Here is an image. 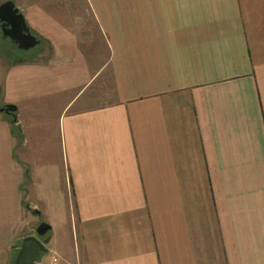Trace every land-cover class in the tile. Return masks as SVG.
Returning a JSON list of instances; mask_svg holds the SVG:
<instances>
[{"label": "crops", "instance_id": "obj_1", "mask_svg": "<svg viewBox=\"0 0 264 264\" xmlns=\"http://www.w3.org/2000/svg\"><path fill=\"white\" fill-rule=\"evenodd\" d=\"M82 2H14L48 45L0 67V264L40 221L35 264H264V0Z\"/></svg>", "mask_w": 264, "mask_h": 264}, {"label": "water", "instance_id": "obj_2", "mask_svg": "<svg viewBox=\"0 0 264 264\" xmlns=\"http://www.w3.org/2000/svg\"><path fill=\"white\" fill-rule=\"evenodd\" d=\"M0 24L2 37L9 39L19 50L28 51L40 43V40L31 34L24 16L11 0L0 4ZM15 110L14 106L6 105L0 109V112L12 115ZM31 212L34 215H39V211L36 209H31ZM50 231L49 224L39 223L35 229V236H26L21 240L13 264H35L40 254L46 251L45 246L50 241V235L47 234Z\"/></svg>", "mask_w": 264, "mask_h": 264}, {"label": "rangeland", "instance_id": "obj_3", "mask_svg": "<svg viewBox=\"0 0 264 264\" xmlns=\"http://www.w3.org/2000/svg\"><path fill=\"white\" fill-rule=\"evenodd\" d=\"M6 0H0V4L2 2H4ZM14 1L16 3L17 6H19L20 8H22V10H25L28 8V6L30 5H34V4H40V6L42 7H51L53 4V7L58 9V8H68V7H72L74 9L76 8H82V11L84 12V18L81 17L82 19L80 20L81 25L83 24V33H86V31L90 30L93 32L94 31V23L91 20V17L88 15L87 12H85V6L82 2V0H11ZM88 24H90V27L88 28ZM86 29V30H85ZM16 45L11 43L9 39L7 38H3L2 34L0 32V67L3 69L6 67V65L12 64L17 62V57L19 56V54L21 53L19 51V49H17V47H15ZM46 46H44L45 48ZM38 47L32 48L30 50H28V53H34V51H38ZM43 48V49H44ZM103 77V75H101ZM100 76V78H101ZM100 78L98 79V81L100 80ZM108 91V88L106 87L105 90L101 91V99H103L104 97V93ZM107 94V93H106ZM102 104V103H101ZM31 213V212H30ZM29 213V214H30ZM43 221L37 222V223H26V226L24 228H22V233L23 234H31L29 236H35V229L37 228V226L39 225V223H41ZM50 235V233H49Z\"/></svg>", "mask_w": 264, "mask_h": 264}, {"label": "trees", "instance_id": "obj_4", "mask_svg": "<svg viewBox=\"0 0 264 264\" xmlns=\"http://www.w3.org/2000/svg\"><path fill=\"white\" fill-rule=\"evenodd\" d=\"M33 35H35L40 41H41V45L42 46H47L48 43L45 39L37 36L36 34H34L32 31H30ZM16 47V46H15ZM21 53L19 54V56L16 58L17 59V62H26V61H29L31 59L34 58V55H35V51L34 53H28V51H22V50H19ZM8 119L10 120V126H11V130H12V133L16 136V138L18 140H21L22 139V135L20 133V128L19 126L17 125V122H16V118H15V114L13 113L12 115H8ZM25 179H26V184L28 183V171L27 169H25ZM49 235V232L48 234ZM20 245H21V241L16 245V248L14 250V254H13V259H12V262L11 264H13L14 262V259H15V256L20 248ZM42 254V253H41ZM40 254V255H41Z\"/></svg>", "mask_w": 264, "mask_h": 264}, {"label": "flooded vegetation", "instance_id": "obj_5", "mask_svg": "<svg viewBox=\"0 0 264 264\" xmlns=\"http://www.w3.org/2000/svg\"><path fill=\"white\" fill-rule=\"evenodd\" d=\"M0 32H1V34H2L1 24H0ZM31 34H32V33H31Z\"/></svg>", "mask_w": 264, "mask_h": 264}]
</instances>
